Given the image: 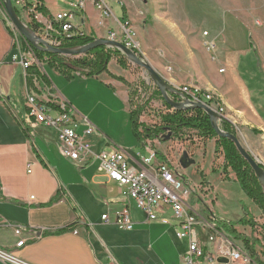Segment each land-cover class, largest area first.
<instances>
[{
	"label": "crops",
	"instance_id": "1",
	"mask_svg": "<svg viewBox=\"0 0 264 264\" xmlns=\"http://www.w3.org/2000/svg\"><path fill=\"white\" fill-rule=\"evenodd\" d=\"M156 1L149 8L140 0H108L111 15L104 17L92 0H86L80 9L73 8L76 0H41L51 20L41 16L40 21L52 23L56 15L74 12V26L96 39L115 34L121 40L123 29H131L141 55L170 85L190 86L219 97L227 120L238 128L241 145L264 166V21L255 18L257 25L236 13L211 19L202 0L198 4L202 14L195 22L184 24L174 15L181 0L177 6V0ZM234 4L243 9L244 0H234ZM205 20L213 27H206ZM9 31L13 32L0 5V217L8 223L0 227V264H185L189 244L176 237L170 211L165 217L171 226L148 221L135 203L123 198L116 183L97 172L95 162L80 165L66 159L56 132L29 116L26 72L13 63L14 38ZM210 45H214L211 52L206 49ZM113 64L110 74L94 78L67 79L47 69L41 74L47 85L35 82L32 93L44 102L66 103L77 120L87 119L95 128L89 139L95 152L119 147L132 167L145 169L142 157L147 156L146 151L132 136L128 88L111 76L125 77L126 72L117 65L111 68ZM77 126L79 133L85 129L82 123ZM206 146L211 172L215 169L216 173L208 178L201 170L200 181L211 190L216 199L213 203L218 199L214 182L228 190H241L237 200L240 213L223 220L236 223L247 217L258 227L264 226V213L242 191L234 172L222 173L225 160L221 154L217 160L215 140ZM137 149L143 153L131 152ZM55 197L58 200L46 207ZM125 208L130 211L133 231L117 232L103 222L104 215L112 221ZM212 213L219 217L218 212ZM72 224H76L73 231L50 234ZM236 230L248 237L260 233L250 227L237 226ZM200 236L206 253L217 257L220 241L210 243L208 233ZM21 241L25 244L18 247Z\"/></svg>",
	"mask_w": 264,
	"mask_h": 264
},
{
	"label": "built area",
	"instance_id": "2",
	"mask_svg": "<svg viewBox=\"0 0 264 264\" xmlns=\"http://www.w3.org/2000/svg\"><path fill=\"white\" fill-rule=\"evenodd\" d=\"M17 8L24 15L41 24L38 35L47 41L50 45L57 48H63L61 42L55 40L53 36L60 38H70L75 35H84L74 26L75 13L63 12L55 16L53 23L44 24L40 21V14L36 12L42 4L38 0H12ZM86 0H76L74 9L84 7ZM98 11L104 17H110L111 9L108 0H92ZM31 3L32 6H28ZM257 25H260L257 22ZM14 32V45L17 54L13 56V63H18L26 72L27 69L40 66L33 49L28 45L24 46L19 42V37ZM204 36H208L205 32ZM110 40L121 42L128 49L138 52L139 44L135 41V34L129 28L122 31L121 40L117 39L115 34L110 35ZM214 45L207 46L208 51H212ZM1 65V63H0ZM74 76L79 77L77 74ZM182 97H178L180 102L188 99L197 103H210V96L192 89L190 86L174 87ZM47 104L53 105L52 108ZM26 106L29 116L35 120L38 125L52 129L57 134V139L64 157L71 162L86 165L95 162L97 172L103 175L107 181L116 183L122 189V196L127 202L135 203L136 208L146 215L148 221L159 222L165 226H171L172 222L166 218L168 211L171 212L174 221L176 237L179 240H187L188 254L184 256L185 264H253L249 256L245 255L243 250L236 244L229 242L222 234L216 232L212 225V219L209 221L202 219L190 202H197L201 197L200 190L204 188L193 184H188L185 179H181L175 170L167 161L162 160L159 152L153 148L150 143L144 145L146 157H142L145 169H137L130 165L127 154L119 147L112 148L110 151L95 152L90 142V137L95 133V128L87 119L77 120L75 111L66 103L52 104L39 100L38 95L27 93ZM218 113L217 105H209ZM82 123L85 129L79 133L77 124ZM233 128L238 133V128ZM209 193L210 191H205ZM31 200L34 197L30 198ZM102 220L105 224H111L109 215H104ZM114 225L123 232L134 230V223L128 208L115 213ZM8 226L7 221L0 217V227ZM20 231H16L18 234ZM206 232L209 234L210 243L216 240L220 241L218 256L214 257L204 250L200 234ZM25 242L18 243L22 247ZM226 261V262H223Z\"/></svg>",
	"mask_w": 264,
	"mask_h": 264
},
{
	"label": "trees",
	"instance_id": "3",
	"mask_svg": "<svg viewBox=\"0 0 264 264\" xmlns=\"http://www.w3.org/2000/svg\"><path fill=\"white\" fill-rule=\"evenodd\" d=\"M41 3V0H38ZM13 2V1H12ZM3 0H0V5L3 8ZM13 6L18 14V16L24 21L23 12L17 8L13 2ZM28 6H32L29 3ZM4 11V9H3ZM36 12L40 15L51 20L48 12L44 9L43 6L38 7ZM5 15V11H4ZM10 23V22H9ZM53 25L57 26L52 22ZM28 26L38 34L41 24L31 21L28 23ZM9 30V28H8ZM14 38V33L9 31ZM55 40L61 42L63 48H74L86 46L88 44L93 43L96 38L87 37L85 35H75L70 38H60L57 36H53ZM19 42L26 46L27 41L24 40L23 37L19 36ZM30 45V44H28ZM15 45H13V51L15 50ZM30 47L33 49L36 57L40 61L48 60V67L51 70L58 72L63 75L67 79H72L74 74H77L79 77L84 78H94L101 76L102 74H110L109 73V64L112 60H117L119 66L123 69H128L130 66L129 61L119 50L110 49L107 47H99L91 50L89 53L81 56V57H65L62 55L45 53L43 51H38L34 49L31 45ZM250 47L251 50L255 53V44L250 37ZM136 54L140 55L138 52ZM114 79L123 83L130 90V98L129 104L131 107L133 106V95L135 94V90L133 85L129 84L125 79L121 77H116L111 75ZM41 82L47 85L45 81V76H41L40 72L36 67H31L26 71V85L28 88V93L33 94L34 92V83ZM155 96L159 97V99L163 103V107L167 110L166 113L161 115V123L156 126H147L144 123L140 122V118L144 112V108L137 107L136 109H131L130 111V124L132 129V134L136 138L137 142L144 146L148 140L154 141L158 138L161 140H166L168 136L178 137L182 135L184 132H194L201 140H215L216 143V155L219 152H222L225 164L222 169V173L224 175L227 174V171L231 169L236 175L237 182L242 189V191L246 194V196L252 200L259 209L264 212V191L259 183L258 178L253 172L250 165L242 158L236 149L233 142L228 139L220 138L214 131L210 117L200 109L194 110H173L170 105H168L159 90L155 87ZM175 101H179L177 96H173ZM212 104V102H210ZM207 102L208 105H210ZM52 108H56L53 105L47 104ZM220 128L231 135L237 136V131L233 128L229 121L222 119L219 123ZM161 157V154L159 153ZM260 167L264 170V166L260 165ZM213 172H216L215 169ZM227 178V177H226ZM58 197H55L46 207L52 206ZM246 215H248L246 211ZM211 225L213 229L222 234L229 242L238 244V246L243 250L244 254L249 256L252 260L253 264H264V226H261L260 238L258 237H248L244 234H240L237 230V226L242 227H250L253 232H255L256 227L258 226L253 220H247L246 218L241 219L238 222H230L223 220L219 217L212 215ZM76 227V224L68 225L60 230L51 232L50 234L59 235L62 233H66L69 231H73ZM257 248L262 249L263 253L259 256L257 252Z\"/></svg>",
	"mask_w": 264,
	"mask_h": 264
},
{
	"label": "rangeland",
	"instance_id": "4",
	"mask_svg": "<svg viewBox=\"0 0 264 264\" xmlns=\"http://www.w3.org/2000/svg\"><path fill=\"white\" fill-rule=\"evenodd\" d=\"M140 1L141 3H145V4L147 3L149 5V8L151 7L153 8L156 4H158L156 0H146V1L140 0ZM184 1L185 3L182 0L181 2H179L181 3L179 6V9L178 7L174 8L175 10L174 15L176 19L179 20L181 23H184V24L185 23L187 24L188 22L193 23L198 19L199 14H202V10L200 12L198 11V4L202 5L203 1L202 0H188V2L187 0H184ZM204 1H205L204 9L207 11L208 10L207 8L209 7L208 11L210 15H208L207 17L210 16L211 19H214V20L223 19L226 16H231L236 13L239 16L243 15V17H245L246 20L248 21H251V20L255 21V18H258L259 20L264 21V0H244L243 9L235 7L236 5L234 4V0H204ZM175 2H176L175 5L177 6L178 0ZM188 6H189V12L187 10ZM115 10L118 11L117 9ZM5 17L8 20V17L6 16V14H5ZM23 18H24V22L28 24L30 21L29 17L23 14ZM258 19H256L255 22H259ZM210 22L211 21L205 20V26L208 28L213 27L212 26L213 23L212 22L210 23ZM10 27L11 29L15 30L11 24H10ZM15 33L18 35V37L21 36L16 30H15ZM84 35L87 36L85 33ZM87 37H90V36H87ZM138 49H139L138 50L139 52L140 46ZM16 54H17V50L13 52V56ZM139 54L141 53L139 52ZM78 57H81V56H78ZM112 61H114V63H116L117 66H119V64L117 63V60H112ZM47 64H48L47 59H45L44 61L39 60L40 66H34V67L38 69L40 74H43L45 73L47 69H50ZM116 65L113 64L111 68H113ZM119 67L126 72L124 73L125 77L123 76H116V77H121L125 79L129 84L133 85V88L136 91L132 97L133 106L131 107L130 105V110L136 109L137 107H142L144 108V112L142 114V117L140 118V122L150 127L160 124L161 115L166 113L167 110L163 107V103L159 99V97L155 96V86L153 82L151 81V79L149 78L147 72L144 69L133 65L132 63H130V66L128 69H123L121 66ZM125 87L128 88L127 86ZM128 91L130 94L129 88H128ZM216 97L219 102L220 101L219 97L217 95ZM20 102L23 103L22 100H20ZM212 104L217 105L216 102H213ZM224 115L226 114L224 113ZM134 139L136 138L134 137ZM207 142L208 140L207 141L201 140L197 136V134L194 132H184L182 135L178 137L171 136L169 140L163 141L160 138L154 141L148 140L146 144L150 143L153 146V148H155L161 154L162 160L167 161L175 170H177V174L180 173L184 177L185 180H190L191 182H197L196 184L193 183V185H196V186L201 185L205 191H208L209 189L205 187L203 183L200 181V179L203 178L201 170L205 171L204 174H207L208 178H212L213 173H216V172H213V170L211 172V169H210V164H211V160L209 158L210 152L208 153L206 152ZM131 152L143 153L141 149H137L135 151L133 150ZM184 153H187L190 159H193L196 162L195 165L191 166L187 170H183L179 164V160L181 159ZM204 153H207V155L202 160V155ZM218 154L219 155L221 154L223 156L222 152H219ZM218 154L216 156L217 160L219 159ZM199 163L202 169L199 168ZM227 174H228V171H227ZM220 183L221 182L219 181L213 183L214 189L218 195L217 196L218 199L215 204L213 202L214 200L216 201V199L213 197L211 190H209L210 191L209 193L205 191L203 192L202 190H200L199 195L201 197V201L198 199L196 203L193 201L190 202L191 206L196 210L199 216L206 221H209L208 220L209 218L212 219V215H214V213L212 212H216V213L218 212L219 218L221 219L228 218V217L236 218V216L240 213V210H239L240 204L239 202H237V200H239L240 198V195L238 193H241L240 192L241 190L240 189H238L237 191L228 190L224 186H222ZM245 218L247 219V217ZM249 220H253V219H249ZM108 226L114 227L117 232L121 231L114 225V220H112V223L108 224ZM258 228L260 229V233H261V226L259 227L257 226L256 231L259 230ZM260 233H258L257 235L258 238H260ZM204 234L206 235V232H204ZM262 253L263 251H261V253L258 252L259 256L262 257L261 255Z\"/></svg>",
	"mask_w": 264,
	"mask_h": 264
},
{
	"label": "water",
	"instance_id": "5",
	"mask_svg": "<svg viewBox=\"0 0 264 264\" xmlns=\"http://www.w3.org/2000/svg\"><path fill=\"white\" fill-rule=\"evenodd\" d=\"M146 1V0H144ZM3 9L8 21L13 26V28L36 50L43 51L45 53L62 55L65 57H78L83 56L89 53L91 50L99 47H107L110 49L119 50L127 60L133 65L144 69L154 86L161 93L164 101L172 107L173 110H194L200 109L203 110L209 117L211 125L220 138H225L234 143L236 149L242 158L250 165L256 177L259 180V183L264 191V170L260 167L259 161L253 157L249 152H247L244 147L241 145L238 137L231 135L227 132H224L220 126V117L219 115L208 105L204 103L192 102L188 99H185L183 102L175 101L172 96L182 97V95L170 85L162 76L146 61L143 55H137L134 51L128 49L121 42L110 40V39H97L93 43L86 46L74 47V48H57L50 45L47 41L42 39L38 34H36L29 26L26 24L17 14L12 0H3ZM170 137H167L166 140H169ZM179 164L183 170H187L191 166L195 165L196 162L193 159H190L187 153H184ZM181 179L184 177L178 173L177 174ZM226 262V261H223Z\"/></svg>",
	"mask_w": 264,
	"mask_h": 264
},
{
	"label": "bare ground",
	"instance_id": "6",
	"mask_svg": "<svg viewBox=\"0 0 264 264\" xmlns=\"http://www.w3.org/2000/svg\"><path fill=\"white\" fill-rule=\"evenodd\" d=\"M40 16H42V15H40ZM139 48V47H138ZM139 50V49H138ZM138 55V54H137ZM192 88V87H191ZM192 89H194V90H197V91H199L198 89H195V88H192ZM200 92V91H199ZM205 94H207V95H209L210 96V102H216V104H217V110H218V113H220L221 114V117H222V119H224V120H227V118H226V115H224V108H223V106H222V104L220 103V101L218 102V99H217V97L214 95V94H212V93H205ZM204 104H206V105H208L207 103H204ZM209 106V105H208ZM210 107V106H209ZM211 108V107H210ZM213 109V108H212ZM214 110V109H213ZM215 111V110H214ZM216 112V111H215ZM217 113V112H216ZM220 117V116H219ZM221 119V118H220ZM228 121V120H227ZM237 137V136H236Z\"/></svg>",
	"mask_w": 264,
	"mask_h": 264
}]
</instances>
